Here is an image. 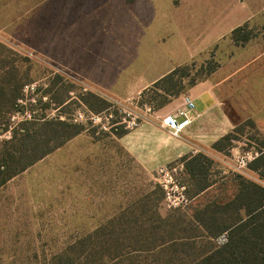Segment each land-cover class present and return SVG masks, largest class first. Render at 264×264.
<instances>
[{"label": "crops", "instance_id": "obj_1", "mask_svg": "<svg viewBox=\"0 0 264 264\" xmlns=\"http://www.w3.org/2000/svg\"><path fill=\"white\" fill-rule=\"evenodd\" d=\"M252 24L264 28V0H0V33L112 99L142 98L175 70L213 53L218 68L189 91L196 115L181 139L147 122L116 135L112 148L98 143L109 150L103 169L115 178L114 195L132 178L137 184V169L154 177L178 164L194 206L246 192L247 183L233 179L241 147L228 155L214 145L240 118L264 130V39L243 46L231 40L236 29ZM162 94L163 116L186 96ZM78 136L66 144L85 140Z\"/></svg>", "mask_w": 264, "mask_h": 264}, {"label": "rangeland", "instance_id": "obj_2", "mask_svg": "<svg viewBox=\"0 0 264 264\" xmlns=\"http://www.w3.org/2000/svg\"><path fill=\"white\" fill-rule=\"evenodd\" d=\"M250 29V41L264 39V28L252 24ZM0 44L12 51L6 53V60L15 61L17 77L22 79L24 88V109L22 114L12 113V126L33 117L72 122L77 112L99 114L106 109L114 113L116 123L123 115L110 109L112 100L139 113L143 104H150L153 111L147 115L149 121L143 123H156L164 115L159 108L167 100L163 91L189 96L194 84L218 68L212 53L182 66L172 79L150 89L142 98L120 100L100 95L85 83L73 80L65 68L21 46L10 35L0 33ZM5 76L2 74L1 78ZM102 102L106 103L105 109ZM200 108L198 104L197 109ZM252 116L256 121L261 112L256 110ZM238 120L232 148L264 152V130L251 120ZM1 121L7 125L6 119ZM73 124L85 128L78 136L85 140L56 149L0 188V264H192L209 246V240L196 239L202 233L201 222L216 231L239 215L238 211L227 209L226 204L255 205L260 199L246 191L240 201L232 200L237 195L233 192L218 203L170 211L164 205L165 195L157 174L145 177L140 169L136 171L137 184L132 178L131 186L122 187L121 193L114 195L115 178L103 169L104 154H109L106 148L114 147L111 141L116 135L129 131L124 126L106 131L91 121ZM7 139L8 133L0 135V140ZM103 142H107L106 148L98 144ZM232 148L225 153L229 155ZM211 164L207 163L210 167ZM238 177L246 186L254 185L238 174L233 179ZM176 179L185 183L180 173ZM217 237L211 239L214 246H218L214 241Z\"/></svg>", "mask_w": 264, "mask_h": 264}, {"label": "trees", "instance_id": "obj_3", "mask_svg": "<svg viewBox=\"0 0 264 264\" xmlns=\"http://www.w3.org/2000/svg\"><path fill=\"white\" fill-rule=\"evenodd\" d=\"M250 30L249 25L236 29L231 35L235 44L248 43L253 38ZM6 53L12 51L0 44V135H9V139L0 140V188L85 130L83 126L75 125L70 120L48 121L45 117H33V120L20 121L12 126L11 115L13 112L22 114L25 95L22 79L17 77L18 67L14 60H6ZM177 72L178 69L163 82L172 79ZM2 74L6 75L5 79L1 78ZM165 93L169 96L176 95L168 89ZM63 104L64 101L60 105ZM105 104L102 102V109L106 108ZM2 119H6L7 125L2 123ZM236 133L235 130L219 140L214 149L226 152L232 148ZM260 152L262 154L250 165V169L264 178V152ZM245 191L253 192L260 199L255 205L226 204L227 209L238 211L235 221L216 231L211 225L200 223L202 233L196 239L209 240V246L207 252L193 260L192 264H264V189L254 183L251 188L245 185ZM242 196V193L237 194L232 200L240 201ZM231 202L234 203L230 201V204ZM224 232L228 233L229 242L222 247L214 246L211 239Z\"/></svg>", "mask_w": 264, "mask_h": 264}, {"label": "built area", "instance_id": "obj_4", "mask_svg": "<svg viewBox=\"0 0 264 264\" xmlns=\"http://www.w3.org/2000/svg\"><path fill=\"white\" fill-rule=\"evenodd\" d=\"M87 90V89H86ZM23 103V102H22ZM111 108L122 113L123 119L113 123L114 113L106 109L105 112L95 114L92 112L80 111L74 115L72 122L79 123L91 121L95 124H101L102 129L109 131L118 126H124L126 130L133 131L137 129L144 121H149L148 114L153 111L150 104H143V111L137 112L134 109L123 106L119 101H110ZM196 115V104L194 100L185 96L183 103L173 112L158 118L159 127L168 132L173 138L181 139L185 130L193 123ZM262 153L254 148L239 154L234 162V173L243 176L264 189V178H261L257 172L250 169V165ZM181 172L178 164H171L161 167L157 171V182L164 191V205L170 210H186L191 206L192 200L187 194V188L176 179ZM219 247L225 246L229 242L228 233L219 235L215 240Z\"/></svg>", "mask_w": 264, "mask_h": 264}]
</instances>
